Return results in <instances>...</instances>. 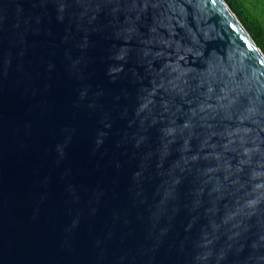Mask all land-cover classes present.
<instances>
[{"label":"water","instance_id":"95a60500","mask_svg":"<svg viewBox=\"0 0 264 264\" xmlns=\"http://www.w3.org/2000/svg\"><path fill=\"white\" fill-rule=\"evenodd\" d=\"M0 264H264V53L225 0H0Z\"/></svg>","mask_w":264,"mask_h":264},{"label":"trees","instance_id":"16d2710c","mask_svg":"<svg viewBox=\"0 0 264 264\" xmlns=\"http://www.w3.org/2000/svg\"><path fill=\"white\" fill-rule=\"evenodd\" d=\"M264 53V0H225Z\"/></svg>","mask_w":264,"mask_h":264}]
</instances>
